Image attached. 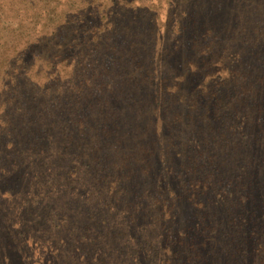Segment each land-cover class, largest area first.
Here are the masks:
<instances>
[{
    "label": "rangeland",
    "instance_id": "rangeland-1",
    "mask_svg": "<svg viewBox=\"0 0 264 264\" xmlns=\"http://www.w3.org/2000/svg\"><path fill=\"white\" fill-rule=\"evenodd\" d=\"M0 264H264V0H0Z\"/></svg>",
    "mask_w": 264,
    "mask_h": 264
}]
</instances>
